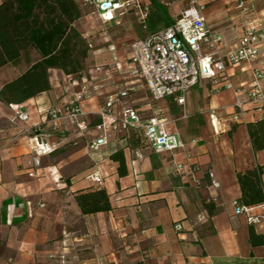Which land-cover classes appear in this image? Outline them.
<instances>
[{"label":"crops","instance_id":"obj_1","mask_svg":"<svg viewBox=\"0 0 264 264\" xmlns=\"http://www.w3.org/2000/svg\"><path fill=\"white\" fill-rule=\"evenodd\" d=\"M145 1L152 7L149 32L130 13L110 22L92 14L108 27L136 23L130 37L139 39L170 26L188 5L186 0ZM205 13L228 53L244 32L240 10L218 0ZM112 41L106 62L99 61L101 50L90 51L94 57L87 59L81 79L52 69L49 92L18 105L0 102V264H264V245H251L247 214L234 204L242 195L237 174L264 165V151H254L247 130L262 116L247 93L255 64L229 66L216 83L201 80L184 104L175 98L156 101L131 62L133 42L126 56ZM34 53L33 63L39 59ZM260 59L264 63V55ZM29 67L23 61L1 68L0 89ZM228 82L232 89L225 88ZM236 90L246 109L237 123L232 121ZM82 91L81 128L54 130L45 108L62 107ZM123 91L128 95L114 105L115 115L132 108L143 119H162L185 147L157 154L147 144L134 146L131 135L111 133L107 145L91 148L99 132L89 123L110 96ZM29 125H40L39 131L24 133ZM39 142L58 151L42 155L37 167L33 157ZM120 149L125 177L110 159ZM177 163L194 171L177 172ZM99 187L107 190L112 210L83 215L76 194ZM254 226L264 236V220Z\"/></svg>","mask_w":264,"mask_h":264},{"label":"built area","instance_id":"obj_2","mask_svg":"<svg viewBox=\"0 0 264 264\" xmlns=\"http://www.w3.org/2000/svg\"><path fill=\"white\" fill-rule=\"evenodd\" d=\"M186 1L187 8L170 26L131 44V62L135 72L143 79L149 94L156 101L175 98L184 104L188 93L201 80L216 83L229 66L248 62L254 63L255 67L252 69V81L247 93L251 101L261 107L264 103V68L258 61L264 55V19L259 16L255 0H227V4H236V8L240 10L245 28L237 45L226 54L220 47V33L209 22L205 13L208 4L218 0ZM82 4L85 8L92 9L103 22H110L117 15L130 13L144 30L147 29L152 8L145 0H84ZM225 88L232 89L233 84L228 82ZM127 95L128 93L123 91L108 98L98 115L102 122L94 127L99 136L91 144V148L97 150L107 145L111 133L131 135L133 132H143L146 144L157 154L177 152L185 147L179 134L166 130V122L162 119H143L132 108L122 109L115 115L114 105ZM84 102L85 94L82 91L62 107L45 108L47 120L52 128L58 132L68 128H81L80 117L86 112ZM245 114V103L236 90L232 121L239 122ZM20 118L28 119L23 115ZM39 128L40 125H29L23 132L34 133L38 132ZM51 151L47 144L39 142L34 151V165L39 167L41 156ZM136 156L142 158L138 152ZM176 168L177 172L193 170L181 163H177ZM234 204L238 213L247 214L249 225H257L264 220V203L254 207H239L237 201ZM255 209H263V213L255 214ZM61 264L65 262L62 261Z\"/></svg>","mask_w":264,"mask_h":264},{"label":"trees","instance_id":"obj_3","mask_svg":"<svg viewBox=\"0 0 264 264\" xmlns=\"http://www.w3.org/2000/svg\"><path fill=\"white\" fill-rule=\"evenodd\" d=\"M87 8L79 0H2L0 4V69L25 61L29 69L0 89V102L7 105L22 104L51 90L50 71L59 70L73 79H81L86 70L85 62L90 44L84 37L79 21ZM39 59L33 63L32 53ZM222 78V77H221ZM262 116L247 124L254 151H264V103ZM102 122L96 116L89 125ZM37 129L35 128L34 131ZM134 146L146 144L143 132H133ZM58 149L52 150L53 155ZM118 164L120 177L128 174L125 153L120 149L110 156ZM242 195L239 207H254L264 203V165H257L237 174ZM75 199L83 215L112 210L110 196L105 188L80 191ZM209 212L213 207L207 205ZM253 247L264 245V236L255 226L249 229Z\"/></svg>","mask_w":264,"mask_h":264},{"label":"rangeland","instance_id":"obj_4","mask_svg":"<svg viewBox=\"0 0 264 264\" xmlns=\"http://www.w3.org/2000/svg\"><path fill=\"white\" fill-rule=\"evenodd\" d=\"M255 4L257 6V9L259 12L264 11V0H255ZM264 14V13H263ZM136 23L130 28L129 25H126L125 22L118 26L108 27L103 25L100 21L96 19V17L92 14V9H86L84 12L83 18L79 21L78 27L80 28L81 32L83 33L84 37L87 39L88 43L90 45H93V49L90 46V51L92 50H101V53H98L99 55L103 56V58L99 61L106 62L107 57L106 55V49L108 48V45L111 44L114 40L115 42H119L118 49L120 52H123L124 55L127 56V53L129 51V45L130 43L138 40V39H132L131 33L136 29ZM139 27L142 28V26L139 25ZM145 31V30H144ZM150 31V21L147 23V29L146 32ZM151 33V32H150ZM106 37L109 38V43H106L104 39ZM143 38V37H142ZM139 38V39H142ZM33 56H36L35 53H32ZM91 56V57H90ZM94 54L89 52L88 59L93 58ZM96 56V55H95ZM106 58V59H105ZM263 59H260L258 61V64L261 65L264 68V63L260 64ZM86 70L87 71V60L85 62Z\"/></svg>","mask_w":264,"mask_h":264}]
</instances>
